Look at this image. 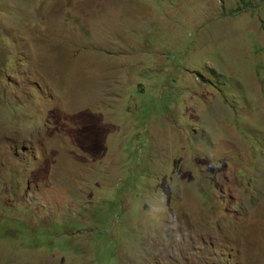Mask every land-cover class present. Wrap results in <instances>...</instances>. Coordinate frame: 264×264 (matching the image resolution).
Segmentation results:
<instances>
[{
    "label": "rangeland",
    "instance_id": "rangeland-1",
    "mask_svg": "<svg viewBox=\"0 0 264 264\" xmlns=\"http://www.w3.org/2000/svg\"><path fill=\"white\" fill-rule=\"evenodd\" d=\"M60 1L0 0V264H264V0Z\"/></svg>",
    "mask_w": 264,
    "mask_h": 264
},
{
    "label": "crops",
    "instance_id": "crops-1",
    "mask_svg": "<svg viewBox=\"0 0 264 264\" xmlns=\"http://www.w3.org/2000/svg\"><path fill=\"white\" fill-rule=\"evenodd\" d=\"M67 2H68V0L65 1V2H61L60 1L62 6H68L70 8V5H72V7L74 9V13H75V16H74L75 20H74V22H68L66 25H70V24L74 25L75 27L79 28L80 34L83 35V37L81 39L80 38H69L68 37L67 44L76 43L77 45H79L77 47V49L82 51V53L78 54L79 58H82V57H84L86 55L93 56V55L88 53L89 51H95V50H100V49L107 50V48H106L107 44L111 43L109 38H106V41L103 40V41H99V42L89 43L91 41V38L88 35L89 34L91 35L93 33L92 32V28H93V25H94V20H95L94 17H95V15H90L89 16L88 14H86L85 8H84L81 0H80L79 4H77V5L73 4V0L69 1L68 4H67ZM78 6L80 8L81 15L77 14ZM54 7H55L54 4H53V6H43L44 19H46V17L51 14L50 11L53 10ZM89 24H90L91 28H88ZM52 27H53V20H52ZM84 28L88 29L87 33L85 32ZM43 30L45 32H47V34L49 36H51V33H50L49 30L46 29V26L43 27ZM51 32L53 33V32H56V31H51ZM98 44H100L101 46L100 47L94 46V45H98ZM111 45H113V44L111 43ZM57 49H59V47ZM69 58H71L70 55H69ZM101 63L102 64L103 63H109V61L108 60H103ZM106 74H107V72H104V73L100 72V73H97L96 75L97 76L101 75V76H104V77L109 75V74H107V75Z\"/></svg>",
    "mask_w": 264,
    "mask_h": 264
}]
</instances>
